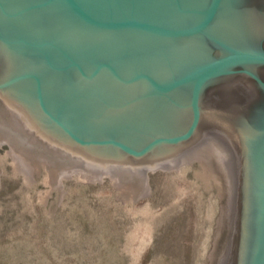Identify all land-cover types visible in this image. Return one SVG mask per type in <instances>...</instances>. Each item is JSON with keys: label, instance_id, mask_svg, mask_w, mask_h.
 I'll return each mask as SVG.
<instances>
[{"label": "water", "instance_id": "obj_1", "mask_svg": "<svg viewBox=\"0 0 264 264\" xmlns=\"http://www.w3.org/2000/svg\"><path fill=\"white\" fill-rule=\"evenodd\" d=\"M244 18L236 0H0V146L42 211L64 171L107 175L134 202L145 172L220 151L233 170L222 264H264V81L250 71L264 51L237 47L254 39ZM238 67L261 94L206 91Z\"/></svg>", "mask_w": 264, "mask_h": 264}, {"label": "rangeland", "instance_id": "obj_2", "mask_svg": "<svg viewBox=\"0 0 264 264\" xmlns=\"http://www.w3.org/2000/svg\"><path fill=\"white\" fill-rule=\"evenodd\" d=\"M0 264H222L230 236L233 170L206 151L145 172L147 188L120 201L110 178L61 175L56 208L42 211L36 190L0 146Z\"/></svg>", "mask_w": 264, "mask_h": 264}, {"label": "flooded vegetation", "instance_id": "obj_3", "mask_svg": "<svg viewBox=\"0 0 264 264\" xmlns=\"http://www.w3.org/2000/svg\"><path fill=\"white\" fill-rule=\"evenodd\" d=\"M236 3L239 5L240 11L245 13L244 19L246 22L241 24V26L250 28L251 35L254 38L251 41H245L244 38L241 37V43L238 44L239 46L237 47L264 51V0H236ZM247 14H249V18L246 17ZM214 52L212 57L217 58L220 57L222 53H225L226 50L220 48ZM237 70L240 72L233 75L222 76L208 86L206 91L214 90L224 85L236 87L240 83L253 87L259 94L262 93V89L258 82L251 75L242 71V67H238ZM250 71L264 81V65L250 67Z\"/></svg>", "mask_w": 264, "mask_h": 264}]
</instances>
